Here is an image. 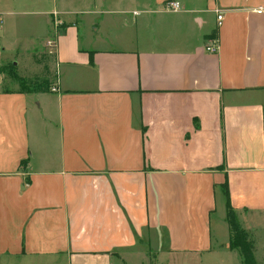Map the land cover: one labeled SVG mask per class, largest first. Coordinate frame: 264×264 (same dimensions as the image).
Wrapping results in <instances>:
<instances>
[{
	"label": "crops",
	"instance_id": "0c3cea01",
	"mask_svg": "<svg viewBox=\"0 0 264 264\" xmlns=\"http://www.w3.org/2000/svg\"><path fill=\"white\" fill-rule=\"evenodd\" d=\"M166 1L32 11L72 18L41 100L0 72V264H201L226 201L264 221V0Z\"/></svg>",
	"mask_w": 264,
	"mask_h": 264
},
{
	"label": "rangeland",
	"instance_id": "374dc122",
	"mask_svg": "<svg viewBox=\"0 0 264 264\" xmlns=\"http://www.w3.org/2000/svg\"><path fill=\"white\" fill-rule=\"evenodd\" d=\"M34 0H25L17 9L20 13L11 17H4L0 24L1 40L6 42L8 48L2 54L0 59V68H5L10 64L15 66V72L19 76L33 80L46 79L51 85L54 80L57 69L52 59L54 47L53 42L56 35H62L65 23L71 20V16L34 14L33 10L52 9V2L61 5L60 0H43L40 6L32 5ZM69 0H62L66 4ZM40 3V0H37ZM46 3V4H45ZM26 4V5H23ZM24 13V14H23ZM76 17V16H74ZM78 14L76 18H81ZM67 24V23H66ZM61 29V30H60ZM2 64V65H1ZM4 79V88L15 89L21 86L14 79L7 75H2ZM31 102L41 100L40 92H30ZM217 212L223 214V208L219 207ZM216 212V213H217ZM215 217V214L212 218ZM222 220V219H221ZM222 232L227 235L229 229L226 222L221 223ZM213 229V228H212ZM213 233V231H212ZM215 233V232H214ZM249 238L253 243V253L258 264H264V221H261L259 227L250 231ZM215 238V235H214ZM216 255L214 259L203 260L201 264H239L241 256L237 250L227 251L225 248H215ZM150 264H154L150 256Z\"/></svg>",
	"mask_w": 264,
	"mask_h": 264
},
{
	"label": "trees",
	"instance_id": "16d2710c",
	"mask_svg": "<svg viewBox=\"0 0 264 264\" xmlns=\"http://www.w3.org/2000/svg\"><path fill=\"white\" fill-rule=\"evenodd\" d=\"M0 72L14 79L17 83H20L19 89L21 92H43L49 91L52 86L46 79L33 80L25 79L15 72V66L10 64L5 68H0ZM224 194L227 196V184L222 185ZM225 218L229 229V247L232 250H237L241 256L242 264H258L255 260L253 253V243L249 238L248 232L241 226L236 212L232 209L229 202L226 201L225 205Z\"/></svg>",
	"mask_w": 264,
	"mask_h": 264
},
{
	"label": "built area",
	"instance_id": "2783aa9c",
	"mask_svg": "<svg viewBox=\"0 0 264 264\" xmlns=\"http://www.w3.org/2000/svg\"><path fill=\"white\" fill-rule=\"evenodd\" d=\"M164 9L168 10V11H178V10H180V4L178 1L168 0L164 4ZM53 15H56V14L54 13ZM216 19H217V24L219 25L221 23L222 15L217 14ZM0 24H1V16H0ZM206 50L208 52H216L217 51V45H215V44L208 45L206 47Z\"/></svg>",
	"mask_w": 264,
	"mask_h": 264
}]
</instances>
